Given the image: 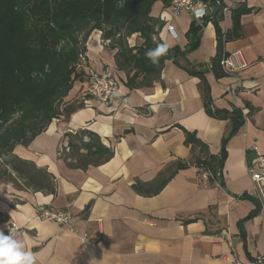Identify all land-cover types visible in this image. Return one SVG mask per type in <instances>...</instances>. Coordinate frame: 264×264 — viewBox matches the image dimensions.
Masks as SVG:
<instances>
[{
  "label": "crops",
  "instance_id": "0c3cea01",
  "mask_svg": "<svg viewBox=\"0 0 264 264\" xmlns=\"http://www.w3.org/2000/svg\"><path fill=\"white\" fill-rule=\"evenodd\" d=\"M241 2L254 10L241 17V37L224 44L226 52L240 50L247 62L236 75L216 78L210 69L217 45L211 18L199 32L198 47L179 58L183 67L166 59L159 79L149 86L128 87L126 71L115 64L116 49L105 45L101 31L90 33L86 45L91 67L114 72L125 101L108 105L93 97L82 100V83L76 80L61 101L60 113L26 145L12 149L53 176V191L0 177V230L5 233L10 222L20 225L17 239L33 253L34 264H231L249 263L264 253V214L246 219L259 201L232 196L253 191L246 165L256 156L253 144L264 151V0H222L226 10L220 11L219 27L222 32L231 27V11ZM150 13L162 23V42L184 49L190 13L172 16L161 1L154 2ZM141 42L138 33L128 37L131 46ZM187 62L202 69L204 79L188 73ZM204 84L214 108H255L226 144L224 187L208 184L195 166H188L177 169L157 193L138 192L134 183L150 182L166 167L199 154L198 147L184 144L179 127L194 132L209 153L220 154L230 121L208 114ZM82 130L96 133L112 156L76 165L86 149L72 153L67 134ZM40 207L66 211L76 231L42 220Z\"/></svg>",
  "mask_w": 264,
  "mask_h": 264
},
{
  "label": "trees",
  "instance_id": "16d2710c",
  "mask_svg": "<svg viewBox=\"0 0 264 264\" xmlns=\"http://www.w3.org/2000/svg\"><path fill=\"white\" fill-rule=\"evenodd\" d=\"M156 1H161L166 9L170 0H0L1 178L13 184H18L19 179L25 187L34 190L53 191V176L33 162L12 154V149L16 144L26 145L60 113L61 100L74 82L81 79L82 70L76 66L79 54L86 49L87 38L95 29L101 31L105 45L116 49L115 64L118 69L126 71V85L149 86L159 79L166 59L182 66L179 58H184L198 47L199 32L211 18L217 45L210 69L216 78L229 75L220 65L222 56L228 54L224 44L241 37V17L251 13L254 7L247 6L246 2L237 4L231 11L232 25L223 32L219 27L220 10L200 23L193 19L187 31L186 47L182 50L177 46L169 48L159 63L153 65L145 57V52L163 43L158 36L162 23L150 13ZM208 1L215 3V0ZM134 33H138L142 42L131 46L128 37ZM184 68L188 73L204 79L202 69H196L188 62ZM203 98L210 116L230 121L221 140L220 154L209 153L207 145L194 132L179 127L185 134L184 144L198 147L199 154L166 167L150 182L134 183L132 186L138 192L146 195L157 193L177 169L188 166H195L199 176L202 172H209L208 184L218 182L220 187H224L222 167L226 158V144L255 108L248 106L246 113L237 106H233L231 111L214 108L207 84H204ZM84 134L89 136L88 141H83ZM67 135L72 153H77L80 147L86 149L76 163L80 167L91 162L97 164L113 154L94 132L82 130L79 134L68 132ZM94 155L98 157L94 159ZM232 196L258 202L248 192ZM259 212L258 202L246 219ZM242 222L239 225L243 236Z\"/></svg>",
  "mask_w": 264,
  "mask_h": 264
},
{
  "label": "built area",
  "instance_id": "2783aa9c",
  "mask_svg": "<svg viewBox=\"0 0 264 264\" xmlns=\"http://www.w3.org/2000/svg\"><path fill=\"white\" fill-rule=\"evenodd\" d=\"M200 6L204 7L205 15L197 20L193 13L194 10L198 9ZM166 10H168L172 16L177 15L182 10H186L194 20L201 22L204 18L212 15L213 12L215 14L219 10L221 12L226 10V7L222 6L221 0H215L214 4L208 0H170ZM168 30L173 36L177 35L172 25H168ZM87 63V52H81L79 54V61L76 65L77 68L82 70L80 79L82 83L79 96L80 99L84 100L87 99V97H93L101 103L108 105L114 102H124L125 98L118 94V81L114 72L110 70L98 72ZM220 65L229 75H236L247 67V62L243 58L240 50H236L223 55L220 59ZM231 91L234 93L236 89H232ZM252 147L256 151V156L246 165V169L253 183V191L249 194L257 198L260 203V213L264 214V151L261 152L256 144H253ZM200 177L207 182L209 179V172H202ZM215 184L218 185V182H215ZM38 215L42 220L56 222L59 225L67 226L70 231H76L73 224L69 222V214L64 210L54 207H40L38 208ZM9 228L15 229L13 235L17 239L18 233L21 231L22 227L15 222H10L5 228V235L9 234ZM81 236L85 238L86 234L83 233ZM263 261L264 253L258 254L249 263H242L239 260H234L231 264H262Z\"/></svg>",
  "mask_w": 264,
  "mask_h": 264
},
{
  "label": "clouds",
  "instance_id": "9594fccd",
  "mask_svg": "<svg viewBox=\"0 0 264 264\" xmlns=\"http://www.w3.org/2000/svg\"><path fill=\"white\" fill-rule=\"evenodd\" d=\"M194 17L199 20L205 15V9L200 6L194 10ZM226 30V29H225ZM169 45L164 42L154 49L145 52V57L153 64L159 63L160 58L168 52ZM7 227V225H5ZM15 229L9 228V234L5 235L0 230V264H34L35 257L30 250H26L25 243L15 238L13 233Z\"/></svg>",
  "mask_w": 264,
  "mask_h": 264
},
{
  "label": "rangeland",
  "instance_id": "374dc122",
  "mask_svg": "<svg viewBox=\"0 0 264 264\" xmlns=\"http://www.w3.org/2000/svg\"><path fill=\"white\" fill-rule=\"evenodd\" d=\"M85 51L87 52V47H86V49L84 50V52H85ZM87 64L90 65V63H89V59H88V63H87ZM90 66H91V65H90ZM92 68H93V67H92ZM61 101H62V100H61ZM60 105H61V102H60ZM59 110H61V109H60V106H59ZM4 158H6V157H4ZM4 158H3V159H4ZM0 168H3V165H2V163H1V161H0Z\"/></svg>",
  "mask_w": 264,
  "mask_h": 264
}]
</instances>
